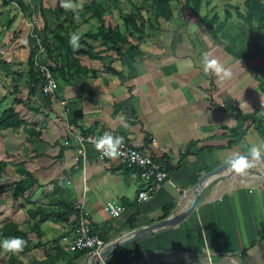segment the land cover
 Wrapping results in <instances>:
<instances>
[{
    "label": "crops",
    "instance_id": "0c3cea01",
    "mask_svg": "<svg viewBox=\"0 0 264 264\" xmlns=\"http://www.w3.org/2000/svg\"><path fill=\"white\" fill-rule=\"evenodd\" d=\"M189 13V25L195 30L207 28ZM173 21H165L173 27H160L159 43L152 33L137 48L120 43L122 57L115 52L101 59L81 55V64L97 73L58 79L59 89L53 97H46L40 84L32 88L29 69H0L9 80L8 90L0 91V115L13 105L29 126L40 131L39 137H30L22 128L0 131V159L10 161L4 176L11 167L16 177L10 173V179H19L16 165L24 162L41 184L29 200L16 201L10 211L9 219L24 231L31 232L26 227V216L31 220L29 209L58 210L59 203H70L78 214L81 210L87 213L106 247L182 210L202 175L231 156L264 153V127L248 126L250 121L236 119L233 111H257L255 121L264 120L259 70L250 66L264 54L247 64L216 42L209 52L199 40L191 50L179 40V29L186 24L175 27ZM131 42L136 41L132 38ZM143 42L148 44L145 49ZM170 50L176 56L165 54ZM184 50L185 57L180 54ZM11 52L15 53L5 61L16 67L17 49ZM205 56L214 57L219 71H204ZM175 61L186 65L168 71ZM237 68L244 73H236ZM15 98L21 102L14 103ZM74 116L80 118L70 124ZM231 129L242 138L228 147V141L235 138ZM101 130H113L135 146L148 148L166 165L170 179L160 183L150 199L138 202L144 188L140 169L128 167L117 157L100 159L95 144L83 147L76 137L79 132ZM243 164L239 169L247 172L245 177L220 182L178 224L129 239L105 260L110 264H264V177ZM112 198L126 204L128 211L111 215L106 203ZM19 214L22 219L17 218ZM40 230L41 237L30 233L29 249L13 253L17 257L13 264H89L91 255L69 251L63 240L77 233L78 215L71 214L65 222L48 219L41 222Z\"/></svg>",
    "mask_w": 264,
    "mask_h": 264
},
{
    "label": "trees",
    "instance_id": "16d2710c",
    "mask_svg": "<svg viewBox=\"0 0 264 264\" xmlns=\"http://www.w3.org/2000/svg\"><path fill=\"white\" fill-rule=\"evenodd\" d=\"M3 1L5 3L10 1L16 3L26 17L32 18L33 13L27 11L29 4L26 0ZM173 1L181 3L180 9L182 12L187 9L205 24L216 43L233 57L248 64L264 54V0H246L244 10H241L238 6H233L235 14L237 15V19L233 22L230 21L234 16V12L231 10L225 12L224 19H221L217 12H214V14H211V12L203 14L202 6L203 4L208 6L210 3L208 0H130L132 7L130 11H126L120 7L119 0H93L90 2L88 9L91 11L90 16H87V19L84 20L87 22L89 21L88 18L93 16L100 20V24H98L96 30L85 31L81 35H78L79 47L76 50H73L69 44V39L72 36L71 26L74 28L76 26L72 21L73 17L67 18L65 23H61L59 28L53 31L50 36H45L43 32H40L41 34L43 33L42 36L47 49V57L55 64L52 70L56 80L58 81L61 78L68 79V77L70 79L75 74H96L97 71L95 69H90L81 64V55H87L93 59H101L106 53L115 52L122 57L124 52L119 47L120 43H131L132 48H137L145 38L150 37L149 31L156 36L160 32L159 23L161 19L168 22L174 20ZM141 2H144L151 9L157 25L142 12L143 6H141ZM112 5L119 9L124 29L119 24H106L105 20H103L104 13L110 12ZM46 29L47 25L44 27V30ZM132 38L137 43H132ZM93 42H96V44H93ZM34 52L35 48L31 50L28 59L29 74L32 88L40 84L42 91L43 76L35 66L33 58ZM108 70L115 71L111 67ZM260 74L259 71V87L264 92V77ZM14 101V103H20L21 99L15 98ZM233 111L235 112L236 119L250 121L248 126L253 124L258 128L264 127V120L256 122L254 119L257 111L243 113L238 108H234ZM79 118V116L72 117L69 119L70 124H77L76 122ZM21 128L30 137L40 136V131L29 126L28 122L20 116V113L15 110L13 105L7 107L0 115V131L7 129L17 131ZM231 131L235 133V138L228 141V147L237 144L242 138V135L236 129H231ZM9 164L10 161L0 159V193L11 190L12 197L15 201H19L20 199L29 200L35 188L41 185L40 181L26 168L24 162H19L16 165V172L21 177L10 182L6 181L4 173ZM58 206L60 207L58 210L42 207L29 209V218L34 220L32 222L27 219L31 232H36L38 237H41L43 234L40 230L41 222L51 218L56 221L65 222L69 220L71 214L78 215V209L74 208L70 203L61 202ZM30 233L24 231L21 225L14 220H5L0 224V240L21 238L26 242L25 249H29L30 247ZM2 250L0 248V252ZM75 253L83 254L86 251H77ZM16 259L17 257L13 253H10V262L14 263Z\"/></svg>",
    "mask_w": 264,
    "mask_h": 264
},
{
    "label": "rangeland",
    "instance_id": "374dc122",
    "mask_svg": "<svg viewBox=\"0 0 264 264\" xmlns=\"http://www.w3.org/2000/svg\"><path fill=\"white\" fill-rule=\"evenodd\" d=\"M91 1L93 0H71V3L77 6V10L73 12L72 10H66L63 7H61V0H26V2L29 4V8L27 11L33 13L32 16L33 20H32V18L26 17L21 12L20 8L16 3L12 1L5 3L3 0H0V61H2V63L0 64V69L2 71H8L10 66L12 70L16 68H21V69L23 68L24 70L27 71V69H29V64H28L29 58L27 53L28 50L34 48L36 34L42 36V34L44 33L45 36L46 35L50 36L53 33V31H56L59 28V25L61 23H65L67 18L73 17L72 21L76 25L75 28L71 26L72 35H81L85 31L96 30L98 24H100V20L98 18L92 16L91 18H88L90 21L86 22V20H84L87 19V16H90L91 11L88 9L90 7ZM208 1L210 2L208 6H206L205 4H203L202 6L203 14H206L207 12H211V14H214V12H217L220 18L224 19L225 12L227 10H231L234 12V16L230 21L233 22L235 19H237V15L235 14V9L233 6H238L239 8H241V10H244L246 0H208ZM119 4L120 7H122L126 11H130V9L132 8L130 0H119ZM141 6H143L142 12L145 14V16L151 18L154 21V23L157 25V21L155 20L151 9L147 7L144 2H141ZM172 6L174 8V21H173L174 26L177 27L186 24L183 29H179L180 30L179 40L182 41L184 46H188L189 48H191V50H194L195 46L197 48L198 40L202 41L201 43L203 44V50L205 52L211 49L212 46H215L214 42L216 41L213 38L210 31L208 30V28L204 27L202 29L195 30L193 26L189 25L188 20L190 19L189 18L190 13L188 12V10L187 9L184 10L183 14H181V9H180L181 3L178 1H173ZM111 7L112 9L110 10V12L104 13L103 20L108 21L112 24L113 23L119 24L121 25L122 29H124L123 21L119 9L113 5ZM182 15H185L186 18L184 19ZM31 21H34V25H30V24L28 25V23ZM195 22L200 23L201 21L198 20L197 18ZM159 24L160 27L165 28V30L167 28L166 25L167 26L170 25L171 27H173L172 24L166 23L164 20H161ZM45 25H47L46 30H44ZM40 32L43 33L41 34ZM149 33L151 32L149 31ZM159 36L161 37L160 32H158L157 35L154 36V41L156 43H159L158 41H160ZM207 38L210 39L209 40L210 43L208 42ZM146 40L147 39H144V41ZM162 41L163 40H161V42ZM93 43L96 44V42ZM135 43H137V41ZM143 43H144L143 49L147 48L148 47L147 42L146 44L145 42ZM165 48H170V47L168 46V44H166ZM12 49H17V56L14 57V59L18 61L17 63L18 66L16 67H14L15 65L9 64V62L5 61V59L9 60L10 55L15 53V52H11ZM152 49H155L154 46L152 47ZM181 52L182 53L180 54L183 56L186 54L185 50ZM165 54L175 55L172 53L171 50L169 51V53L165 52ZM211 58L214 59V57ZM185 62L175 61V63L171 64V66H168L169 68L167 70L177 71L178 69H180V67L186 65ZM250 66L252 67V69L254 68V71L259 70L261 75L264 77V57H260L258 60L254 61L253 64ZM240 69L241 68H237L236 73H244V70L241 71ZM190 70H194V69L192 68ZM173 73H181V72L174 71ZM3 78L5 79L3 74H0V91L6 92L9 87V85L7 84L9 83V80L8 78H6L5 79L6 81L4 82ZM243 165L245 168H247L248 171L257 170V171H261L264 174V167L261 164L256 165L253 162L248 161L245 162ZM10 173L14 175V178L16 177L15 174L13 173V169L9 167L7 171V175L4 177L6 181L8 180V178L9 181L11 180L9 175ZM16 203L17 202L12 197L11 190H6L0 193V224L3 223L5 220H9L10 211L11 209L15 208V206L17 205ZM17 218L22 219L23 215L20 216L19 214ZM26 218L28 219L27 216ZM23 222L24 220L22 221V223ZM26 227L30 228V225L27 224ZM9 259H10V253L5 250H2L0 252V264H13L10 262Z\"/></svg>",
    "mask_w": 264,
    "mask_h": 264
},
{
    "label": "built area",
    "instance_id": "2783aa9c",
    "mask_svg": "<svg viewBox=\"0 0 264 264\" xmlns=\"http://www.w3.org/2000/svg\"><path fill=\"white\" fill-rule=\"evenodd\" d=\"M33 20V18H32ZM34 25V21L28 25ZM35 52L33 55L36 68L41 72L42 78V92L45 96H55L59 83L56 80L52 67L55 64L48 59L47 49L43 42V37L40 35L35 36L34 44ZM105 133L113 137H120L121 144L118 148V154L114 157H108L98 150L100 159L120 158L128 167H136L140 169V176L144 183V188L139 192L137 201H145L152 197L153 192L157 186L170 179V171L156 156L145 147H137L129 142L124 137H121L113 130H101L98 132L81 133L79 132L76 137L80 144L84 147L86 143L95 144L97 140ZM86 152H84V156ZM107 210L113 216H121L128 211V206L119 199H109L106 203ZM64 243L69 251H86L88 255L100 253L105 246V240L94 229V226L83 210L78 214V231L75 235L63 238ZM97 264H110L105 258H100Z\"/></svg>",
    "mask_w": 264,
    "mask_h": 264
},
{
    "label": "water",
    "instance_id": "95a60500",
    "mask_svg": "<svg viewBox=\"0 0 264 264\" xmlns=\"http://www.w3.org/2000/svg\"><path fill=\"white\" fill-rule=\"evenodd\" d=\"M251 161L253 163H261L264 166V153L260 152H243L231 156L226 162L220 164L214 169L206 172L199 179L196 187L191 192V198L188 204L179 212L167 217L150 226L135 230L133 233L124 239H119L109 243L100 253L92 254L89 259V264H97L100 258L107 257L116 247L126 243L127 240H134L148 234L161 231L170 226H174L186 218L196 207L205 201L216 189V186L227 179H241L246 176V173L240 171L239 166L242 163ZM264 177V174H259Z\"/></svg>",
    "mask_w": 264,
    "mask_h": 264
},
{
    "label": "clouds",
    "instance_id": "9594fccd",
    "mask_svg": "<svg viewBox=\"0 0 264 264\" xmlns=\"http://www.w3.org/2000/svg\"><path fill=\"white\" fill-rule=\"evenodd\" d=\"M61 7L66 10H72L75 12L77 6L71 3V0H61ZM79 36L72 35L69 39V44L72 46L73 50H76L79 45ZM204 71H219L217 62L215 60L209 59L207 56L204 57ZM121 144L120 137H113L112 135L105 133L100 137L95 143L94 147L97 150H101L102 154L108 157H114L118 154V148ZM26 242L21 238H7L0 240V248L10 253H18L23 250Z\"/></svg>",
    "mask_w": 264,
    "mask_h": 264
},
{
    "label": "bare ground",
    "instance_id": "6f19581e",
    "mask_svg": "<svg viewBox=\"0 0 264 264\" xmlns=\"http://www.w3.org/2000/svg\"><path fill=\"white\" fill-rule=\"evenodd\" d=\"M242 173H247L246 171H242ZM252 173V172H251Z\"/></svg>",
    "mask_w": 264,
    "mask_h": 264
}]
</instances>
